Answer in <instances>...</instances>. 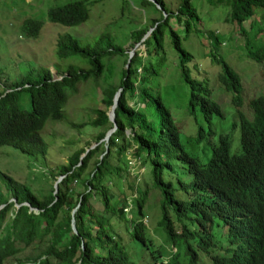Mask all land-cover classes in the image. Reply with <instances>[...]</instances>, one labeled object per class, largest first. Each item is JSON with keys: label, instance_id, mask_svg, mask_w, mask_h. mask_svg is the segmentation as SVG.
Listing matches in <instances>:
<instances>
[{"label": "trees", "instance_id": "trees-1", "mask_svg": "<svg viewBox=\"0 0 264 264\" xmlns=\"http://www.w3.org/2000/svg\"><path fill=\"white\" fill-rule=\"evenodd\" d=\"M155 1L160 9L156 8L158 16L151 18L152 29L142 40L145 56L133 52L127 66L122 67L117 84L102 83L100 99L104 108H94L95 116L89 123L106 127L97 131L96 145L81 159L79 154L83 147L67 155L66 160L57 165V170L51 169L52 176L61 175L56 192L53 193L51 186L48 192L38 195L26 183L0 171L5 189V194L0 191V264L7 258L15 260L16 264H130L123 241L131 238L145 244L142 208L148 194L147 188L137 185L136 175L131 174L130 159L141 167L148 160L153 185L161 194L159 222L171 245L165 258L161 253L153 255V263L180 264L176 244H182L187 264H196L200 251L207 254V264H264V95L249 99L250 118L239 109L234 111L231 129L238 126L235 144L227 133H219L210 144V154L204 162L183 151L177 125L168 108L161 96L145 85L146 76L157 75L164 62L162 42L165 36L177 53L181 75L189 86L187 113L195 115L198 111L209 123L213 116H222V109L211 98L207 80L191 75L190 69L197 70L198 66L196 63L190 65L192 54L181 42L191 30V24L195 27L199 22L192 1L180 0L175 10H169L164 0ZM207 1L228 7L225 19L243 36L244 56L264 64V40L254 42L251 39L261 28L254 26L250 37L242 24L251 19L255 7L264 9V0ZM140 3L153 4L149 0ZM87 4V0H69L49 7L46 16L55 23L76 25L88 17ZM171 18L181 23L182 36L179 29L170 25ZM41 24L40 19L26 17L21 21V29L28 37H35ZM145 30L143 26L131 31L134 42ZM205 34L208 38L206 53L212 62L221 65L217 81L238 105L240 75L217 52L223 42L221 32L208 29ZM148 46L157 54L155 63L143 60L149 56ZM55 53L61 59L75 55L86 63L68 62L62 70L56 69L61 76L55 79L43 68L35 78L22 76L11 82L0 79V144H9L24 154L43 155L46 143L38 130L44 121L62 117L66 98L76 91L79 83L88 78L97 82L104 68L103 57L125 54L106 32L99 33L92 43L84 44L70 34H59ZM117 88L120 92L113 108L115 128L104 143L100 139L112 126L106 111ZM23 93L28 94L29 109L19 104ZM150 106L156 113V122L150 116ZM211 133L209 128L208 134ZM203 134L199 126L193 137L197 140ZM237 141L239 151L231 152L230 146H238ZM170 148L175 151L173 156L185 164V172L190 176L189 180L178 179L180 189L186 192L190 189L191 197L186 200L174 197L170 181L162 177L163 167L169 168L170 163L160 155L164 150L168 157ZM93 155L95 158L88 168ZM115 180L123 186L117 191L111 188L116 185ZM77 184H81L82 189L75 192ZM168 205L175 222L168 214ZM187 212L194 214L191 218L196 223L194 228L187 227ZM216 218L221 222L225 246L217 245L209 231ZM119 220L124 222V235L113 227V221ZM194 236H197L196 247L187 242ZM34 243L42 244L34 255L18 256L23 249L33 248Z\"/></svg>", "mask_w": 264, "mask_h": 264}, {"label": "rangeland", "instance_id": "rangeland-1", "mask_svg": "<svg viewBox=\"0 0 264 264\" xmlns=\"http://www.w3.org/2000/svg\"><path fill=\"white\" fill-rule=\"evenodd\" d=\"M66 1L69 0H0L1 80L6 78L7 81L11 82L22 76L35 78L42 68L48 69L52 76L58 77L61 75L56 69L62 70L68 62L76 63L78 60L85 62L84 59L75 55L63 59L57 57L55 40L59 34H70L84 44L92 43L99 33L106 32L111 36L112 42L119 45L125 54L117 53L111 57H103L104 68L97 82L88 78L79 83L76 91L68 94L62 108V117L56 120L47 118L44 121L38 130L46 143V151L43 155L24 154L9 144H0V171L26 183L38 195L48 192L50 187H53L54 180L59 175L55 173L52 176L49 172L51 169L57 170V165L65 161L67 155L76 148L83 147L87 151L96 145L95 134L97 131L103 130L106 125H93L89 121L95 116L94 108H104L100 99L102 83L110 81L117 84L121 69L126 65L124 59L129 52L138 51L139 54L145 56L142 40L152 29L150 26L151 18L158 16L157 7L154 4H141V0H87L89 12L84 21L76 25H62L49 21L46 16L47 9ZM164 1L169 10H175L180 0ZM191 1L197 10L199 22L195 24V27L194 24H191V30L185 38L181 39V42L192 54L190 65L196 63L198 66L197 70L190 69L191 75L197 78L203 76L207 80L211 98L219 103L222 116H213L207 123L198 111L195 112V115L187 113L189 86L181 75L177 53L172 48L167 36L162 42L164 62L160 65L157 75L149 74L146 76L145 85L154 93H158L168 108L177 125L181 149L200 162H204L209 156L211 145L219 133H227L234 140V144L236 143L238 126L231 129V123L235 121L234 111L239 109L245 117L250 118L249 99L258 94L264 95V64L256 63L244 56L243 36L235 30L232 22L225 19L228 11L227 6L212 5L207 0ZM254 9L255 12L251 19L244 20L242 24L250 37L255 30L254 26H259L260 32L251 39L254 42H260L264 40V9L259 7ZM26 17L37 18L42 21L37 36L28 37L21 29V21ZM169 22L173 28L179 29L178 33L182 36L181 23L176 22L173 18ZM143 26H146L144 34L138 41L134 42L131 38V31ZM208 29L221 32L223 42L217 52L240 75L239 106L232 102L231 94L224 90L217 81L218 73L221 72V65L212 62L206 53L208 51L206 46V44L208 45V38L205 33ZM232 30L234 32L231 33ZM148 49L150 50L149 56L144 57L143 60L155 63L157 54L153 53L150 46ZM19 104L21 107L29 109L28 94L23 93L21 95ZM150 108V116L156 122V113L152 106ZM236 121L238 124V118ZM199 126L202 127L204 134L196 140L193 135ZM209 128L212 131L211 134H208ZM163 151L160 158L162 160L167 159L170 163L169 168L163 167V179L170 181L171 192L174 197L182 200L190 198V189H187L186 192L178 187V179L189 180L190 178L185 172V164L173 156L174 149H169L170 155L168 157L164 155ZM230 151L238 152L239 143L238 146L231 145ZM94 158L95 155L91 157L88 168L91 167ZM130 161L128 166L129 168L132 167L131 174L136 175L137 185L147 188L148 191L142 208L146 240L143 244L129 238L123 243L130 264H155L152 256L161 253V257H166L171 245L159 222L161 218L159 207L161 194L159 189L153 185L148 160L143 163L142 167L138 166L137 161H133L134 163L131 159ZM119 186L123 187L119 181H116V185H112L111 188L117 191ZM74 188L75 192L80 191L82 185L77 184ZM0 191L5 194L1 181ZM167 209L170 218L175 222L171 206L168 205ZM186 216L187 227L194 228L196 223L191 219L194 214L187 212ZM220 223V220L214 219L209 231L217 245L225 246L226 240L224 234L221 233ZM113 227L118 233L125 234L122 220L113 221ZM196 239L197 236H194L188 238L187 242L196 247ZM41 246L42 244L34 243L33 248L30 246L23 249L18 253V256L34 255ZM176 247L178 248L180 264H187L182 244H176ZM208 262L207 254L200 251L196 264H207ZM3 264H16V262L7 258Z\"/></svg>", "mask_w": 264, "mask_h": 264}, {"label": "water", "instance_id": "water-1", "mask_svg": "<svg viewBox=\"0 0 264 264\" xmlns=\"http://www.w3.org/2000/svg\"><path fill=\"white\" fill-rule=\"evenodd\" d=\"M149 1L152 2L157 8L160 9V6L158 5V3H157L155 0H149ZM162 14H163V15L165 14L164 11H162ZM132 54H133L132 52H129V53H128L127 58H126V62H125V64H126L125 66H127L128 62H129V59H130V56H131ZM59 77H60V76H58V77L52 76L53 79H55V78H59ZM119 92H120V88H117L116 91L114 92L113 96H112V103H111V105L109 106V108H108L107 111H106L107 118L112 122V126H111L110 128H108V129L105 131L103 137L100 139V140H103L104 143L106 142V140H107L108 136L110 135V133H111V132L114 130V128H115V123H114V118H113V117H114V114H113V108H114V106H115V104H116V100H117V97H118V95H119ZM89 147H91V146H89ZM85 151H86V148L83 150V152H81V153L79 154V159H81V158L84 156V154L86 153ZM60 178H61V175H59V176L54 180V183H53V193H55L56 190H57V182L59 181ZM23 203L29 205L27 202H23ZM29 208L32 209V210H35L33 207H29ZM73 210H74V208L71 209V213L73 212ZM70 226H71V228L73 229V223H72V221H71V223H70Z\"/></svg>", "mask_w": 264, "mask_h": 264}, {"label": "clouds", "instance_id": "clouds-1", "mask_svg": "<svg viewBox=\"0 0 264 264\" xmlns=\"http://www.w3.org/2000/svg\"><path fill=\"white\" fill-rule=\"evenodd\" d=\"M165 258V257H164ZM165 260V259H164ZM22 264H30L29 262H23Z\"/></svg>", "mask_w": 264, "mask_h": 264}]
</instances>
